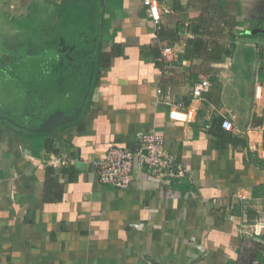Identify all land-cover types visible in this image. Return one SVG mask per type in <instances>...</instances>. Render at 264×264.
Segmentation results:
<instances>
[{"label":"crops","instance_id":"crops-1","mask_svg":"<svg viewBox=\"0 0 264 264\" xmlns=\"http://www.w3.org/2000/svg\"><path fill=\"white\" fill-rule=\"evenodd\" d=\"M35 2L0 0V15ZM102 3L105 64L70 122L81 121L53 132L51 151L22 144L5 115L16 104L0 101L14 121L0 120V264H264V231L240 232L264 221V0H160L157 26L142 0ZM36 95L27 92L19 127L47 107ZM178 103L196 107L193 122L169 119ZM151 131L182 173L161 180L137 167L128 189L100 184L94 162ZM52 156L67 165L49 167Z\"/></svg>","mask_w":264,"mask_h":264},{"label":"trees","instance_id":"trees-1","mask_svg":"<svg viewBox=\"0 0 264 264\" xmlns=\"http://www.w3.org/2000/svg\"><path fill=\"white\" fill-rule=\"evenodd\" d=\"M102 4V0H44L32 3L24 15H0V101L16 104V110L5 115L18 121V126L10 127L22 144L28 142L32 149L40 144L51 151L49 136L81 121L83 113L77 121L52 132L34 131L58 110L73 116L87 92L83 110L88 106L93 88L88 79L105 64L101 51ZM58 81L65 85L64 93L59 92ZM27 92L37 93L36 98L41 93L49 99L47 107L38 113L39 119L27 126L31 130L19 127L25 124V116L20 120L17 117L25 109Z\"/></svg>","mask_w":264,"mask_h":264},{"label":"built area","instance_id":"built-area-1","mask_svg":"<svg viewBox=\"0 0 264 264\" xmlns=\"http://www.w3.org/2000/svg\"><path fill=\"white\" fill-rule=\"evenodd\" d=\"M146 7L148 16L154 25L160 22V0H142ZM170 48L163 50V55H168ZM210 88L208 80H201L196 83L192 89L194 101H199L202 94ZM255 99H261V86L255 87ZM196 107L192 104L183 107L178 103L171 107L168 117L171 121L181 124H190L196 115ZM221 127L230 132H238L237 128L228 120L221 121ZM139 147L135 150H129L121 147H110L105 156L94 162L97 178L100 184L110 186L115 189L130 188L135 179V169L137 167L146 169L153 177L161 180L168 177L179 176L182 169L174 171V156L171 155L165 145L164 137L161 133L154 131L141 133L138 136ZM49 167H61L67 165V160L52 156L48 160ZM238 198L244 200L245 197L238 195ZM264 231V221L261 220L253 225H243L240 232L247 236H258Z\"/></svg>","mask_w":264,"mask_h":264},{"label":"water","instance_id":"water-1","mask_svg":"<svg viewBox=\"0 0 264 264\" xmlns=\"http://www.w3.org/2000/svg\"><path fill=\"white\" fill-rule=\"evenodd\" d=\"M80 110H81V105L75 109V114L71 117H66L63 115V113L57 112V113L49 116L45 120H43V122L39 126H37V128L34 129V131L39 132V133L49 132L53 128H55L59 125H62V124H65L67 122H70L72 120H75L77 118V116L79 115ZM0 120L10 121V122L14 123L13 120H10L6 116H3V115H0Z\"/></svg>","mask_w":264,"mask_h":264},{"label":"rangeland","instance_id":"rangeland-1","mask_svg":"<svg viewBox=\"0 0 264 264\" xmlns=\"http://www.w3.org/2000/svg\"><path fill=\"white\" fill-rule=\"evenodd\" d=\"M1 96V95H0ZM53 110V109H52Z\"/></svg>","mask_w":264,"mask_h":264}]
</instances>
